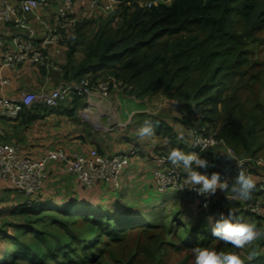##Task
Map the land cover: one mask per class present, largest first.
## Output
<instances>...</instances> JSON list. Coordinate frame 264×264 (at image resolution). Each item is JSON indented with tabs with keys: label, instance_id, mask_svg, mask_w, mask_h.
<instances>
[{
	"label": "trees",
	"instance_id": "16d2710c",
	"mask_svg": "<svg viewBox=\"0 0 264 264\" xmlns=\"http://www.w3.org/2000/svg\"><path fill=\"white\" fill-rule=\"evenodd\" d=\"M140 1L144 5H139ZM238 15L245 20L239 31L235 27V16ZM115 18L119 19L113 24ZM91 20H77L70 34L62 35L67 45L68 63L62 67L65 79L76 81L89 74L94 81L104 71L128 96L142 98L162 90L178 101L191 100L188 106L194 103L200 111L197 114L196 109H189L193 111L197 125L220 122V136L237 154L253 155L263 148L264 143L259 140L261 129L257 126L261 119L257 111L241 108L238 100L241 85L251 79L250 76H255L243 65L246 59L243 38L264 21V1L170 0L153 3V0H117L114 13L109 16L99 14L96 29L87 35L86 26ZM79 46L84 48L83 58L71 64ZM83 98V95L72 94L67 105L58 106L65 98L58 107L55 106L56 110L73 116L84 105ZM36 106L34 109L23 108L18 117L23 113L31 114V111L40 115L54 109L41 104ZM137 116L144 117V121L149 118L144 113ZM151 122L154 125V120ZM184 122L189 128L197 126L187 119ZM159 124L155 126L156 132L164 131ZM173 135L169 133L170 138ZM173 146L185 153L190 151L183 141L175 140ZM210 152L201 153L202 157ZM237 176L238 173L233 177ZM233 177L227 181L226 192L234 183ZM259 192L260 189L255 188L252 196ZM40 193L14 206L12 215L22 220L15 225L17 233L8 234L0 228V235L12 242V246L2 252L0 264H14L18 259H25L30 264H102L104 245L119 242L132 232L145 233L150 238L153 264H159L160 256L164 255L162 243L172 244L168 236L174 232L180 242L173 243L176 247H207L216 238L212 235L213 223L206 217L218 206L217 202L210 203L208 210L202 209L187 223L179 220L178 212L165 223L159 217V209L132 212L114 203L110 206L38 204ZM47 209L55 211V215L50 214V220L43 214ZM26 235L28 240L21 239L20 236ZM241 258L244 264H264L261 255ZM123 264L130 262L127 259Z\"/></svg>",
	"mask_w": 264,
	"mask_h": 264
},
{
	"label": "rangeland",
	"instance_id": "374dc122",
	"mask_svg": "<svg viewBox=\"0 0 264 264\" xmlns=\"http://www.w3.org/2000/svg\"><path fill=\"white\" fill-rule=\"evenodd\" d=\"M156 1L168 2L170 0ZM138 3L139 5H144V2L142 1ZM83 9H85V5L77 8L76 12L78 13L75 14V17H79ZM114 11L115 8L113 11L104 15L109 16L113 14ZM28 16L33 17L32 14H29ZM72 16H70L69 18H71ZM69 18L64 21L65 23L63 30L61 31V29H59L61 37L63 33L70 34V32L73 30L74 24L70 23ZM235 18L236 29L238 31L242 30V28L244 27V18L241 15L235 16ZM81 19L82 18H79V20ZM83 19H92L91 22L86 26L85 30L86 34L89 35L91 31L96 29L99 15ZM115 19L116 20L113 22V24H115L119 18ZM45 21L53 26V20L49 21L45 19ZM243 41L244 42L242 43V47L245 51L246 56L243 65L246 68L248 66V71L255 76H250L251 79L241 85V88L239 90L240 100H238V102H241V108L247 109L248 112H252L253 110L257 111L261 119V124L257 126L261 129L259 131V140L264 143V21H261L259 26L256 27L255 30L251 32V34L246 35L243 38ZM77 49L78 50L76 51L75 55L81 60L84 55V48L83 46H79ZM60 57L66 58V56L64 57V52L62 56L59 55L57 57L58 61L53 60V62L59 63L63 67L64 64H61L62 61ZM240 69L241 71L243 70V68ZM82 77H87L92 83H96L106 81L109 77L112 76L109 73L101 71L94 81L90 79L89 74H85ZM112 90L121 92L118 87H115L114 89L108 90V92H106L105 94L101 93L100 91H96L89 96H84V98H97L102 101L103 106L98 107L99 105H97L95 108L87 106L86 108L82 109L81 112L83 116L88 112L92 113L91 115L93 120H91V123L94 126V129L92 130H94L93 132L95 134L107 136L110 128L119 123V121L120 123L126 120L128 121V119H122V117H119L118 120V113H120V110L124 111V108L120 109L119 105L115 106L114 100L110 103L109 101H107V98L112 97L114 94ZM123 94L124 93L122 92L120 93V95ZM127 97L133 99L134 101L131 102L135 104H142L141 109L145 110V112L143 113L145 115H148V121L154 120V127L158 125V123H160L159 125H161V129H164V131L162 130L160 132H156L155 130V134L152 137L145 138L144 140V142L146 143L150 142L154 145H157L158 150L156 151V154L164 151H166V153H169L173 148H175L173 146V142L175 140L178 142H185L189 138V135L194 127L189 128L184 122V119H187L188 122L189 120L193 123L197 122V120L193 118V114L191 113L193 111L189 110L190 108L196 109L194 103H192V105L190 103L191 106H188L187 104L188 101L191 100L178 101L167 96L165 93H163L162 90H158L155 93L146 95L142 98H136L134 95H127ZM196 110V113L199 114L200 111L198 109ZM236 111H238V107L236 108ZM134 119L135 121H137V123H139V126H141V124L144 122V117L142 118L135 115ZM211 125L213 130H215L216 132L219 142L218 145L213 148L212 152H210V155L204 158L209 161V164L211 166L207 170H197L201 171L202 173L206 171L208 175H211V173L213 172H218L220 174H229L230 172L239 173L240 170H243L247 175L252 176V178L256 181L255 188L260 189L261 191L258 195L252 196L251 199H258L260 201V206L262 207V209H264V189L261 188V184H264V163H262L264 162V146L253 155H239L234 151L232 145H229L226 139L220 136L219 132L221 129V123L217 122L215 125ZM122 129L124 130V132H128L129 125L124 126ZM137 129L138 128H136L134 131L130 130V134L137 136ZM169 133H174L172 138L169 137ZM227 155H231L235 159H232ZM236 159L242 161L241 169L240 167H236ZM182 171H184V173H187L185 169ZM237 173L235 175H237ZM231 176H234V174H232ZM235 179L236 178L233 177L234 181ZM184 180H187V175L184 176ZM231 192V188L229 189V192L217 189L215 194L210 196L209 204L217 202L218 206L214 210L209 212V215L213 213L215 214V217H218L221 213H223L225 216H227L229 210L231 209L236 216L242 217L244 221L254 223L257 227V238L254 239L250 244L246 245L243 249H237V253L242 257H253L254 255H261L264 258V219L256 215H251V213H245L244 209L242 208L245 201L237 199L236 195ZM45 193L52 195L48 198L49 200H43L40 197L36 201V203L44 204L46 202H49L50 204H58L60 202H64L61 197H59L61 200L59 198L53 197L59 193L58 189L53 190L52 188H49V191ZM25 199L27 198L24 195L18 193L13 188L0 181V228H3L8 234L17 233L15 225L22 222V220L12 215V210L14 206L17 205V203L25 201ZM154 208L160 210L161 213L159 217L161 219L163 218L165 220V223H169V220L171 221L172 214L175 212H178V218L180 221H184V223H187L191 221L195 216H197V213L203 209L202 207H200V203L196 198H188L183 194L179 195L178 192H175V194H171L169 196V200L163 203L161 207L159 206ZM154 208H152V210H155ZM144 209L149 210L148 207H145ZM204 210L206 211L208 209ZM53 213L55 215V211L51 212L49 209L45 210V212L43 211V214L47 220H50V214ZM152 219L154 218L152 217ZM174 225L175 224H172V226ZM51 231L54 232L55 230L53 231V229H51ZM20 237L21 239L25 240H28L29 238V236L27 235ZM178 237L179 236L177 235V232H174L170 236H168V239L173 243H180L178 242ZM173 243H162L164 255L162 257L160 256L161 260L159 264H194V255L192 249L195 247H176V245ZM100 245L103 246L102 244ZM10 246H12V242L9 241L5 236L0 235V258L2 257V252L5 250V248ZM151 246L152 241L150 240V238H147V235L145 233L141 234L132 232L126 235L119 242H110L108 246L104 245L105 251L103 253L102 264H123V262H125L127 259L129 260L130 264H153L154 258H151L150 255ZM207 247L214 248L218 251L223 250L226 252L235 250L232 247L226 246L224 242L216 238ZM14 264L30 263H28L25 259H18V261Z\"/></svg>",
	"mask_w": 264,
	"mask_h": 264
},
{
	"label": "crops",
	"instance_id": "0c3cea01",
	"mask_svg": "<svg viewBox=\"0 0 264 264\" xmlns=\"http://www.w3.org/2000/svg\"><path fill=\"white\" fill-rule=\"evenodd\" d=\"M12 1L18 3L20 0ZM87 2L88 0H76V6L82 7ZM56 6L57 1H53L48 5L40 6L38 12L44 20L51 21L54 18ZM28 23L35 35V40L40 41L43 37L42 25L31 16H28ZM63 28L64 25L57 28L58 41L47 44L46 50L49 63L18 65L16 68L11 69L1 66V43L13 47V37L22 31L10 22L0 21V78L8 80L7 83L0 82V97H16L26 90L39 94L52 89L54 86L75 81L65 79L62 65L53 62V60L58 61L57 57L59 55L62 56L63 52L64 57L66 56L67 45L59 33V29L62 30ZM60 59L62 61L61 64L66 65L68 63L66 58L60 57ZM79 61L80 59L74 54L71 64H76ZM112 91L114 92L113 98L109 97L107 101L110 103L114 100L115 106L119 105L120 109L124 108V111L120 110V113H118V120L119 117H122V119H128V121L126 120L122 123L119 121V123L110 128L107 136L93 132L92 113L88 112L84 116L81 113L82 109L87 106L92 108L97 105H99L98 107L103 106L102 101L97 98H83L84 105L80 106L73 116H67L65 113L56 110L58 106L64 107L67 105L69 100L67 98L62 104L60 103L53 110H48L44 114L39 115V113L31 111V114L23 113L14 120H1V128L4 134L0 136V140L11 143L22 154L34 159L40 158L44 153L55 148H63L69 155L83 154L91 148H96L98 152L104 155H114L131 149L134 150V153L122 169L118 187H112L110 184L102 182L98 183L92 190H86L77 181L73 173L62 169V166L58 163H48V177L40 193L41 199L49 200L48 198L52 195L45 192L52 188L59 191L53 197H61L64 201L58 204L73 205L75 203H84L110 206L114 203L121 206L124 210L133 212L145 207L149 209L161 207L163 203L169 200L171 194H175V191L170 188L163 190L158 189L155 185L153 170L159 167V164L154 159L157 155V145L150 142L146 143L144 142L145 138L140 139L138 136L130 134V130L134 131L140 127L134 118L135 115L145 112V110L141 109L142 104L131 102L134 100L125 94L120 95L121 92L117 90ZM38 104L40 103L28 108L34 109ZM126 125H129L128 132H124L122 129ZM192 152L194 151H189L188 153ZM197 154L203 158L201 153ZM236 173L230 172L229 174L222 173L220 175L223 181H228L233 177L231 175L234 174L235 176ZM184 175H187V173ZM245 213L250 214L249 212ZM209 217H213L215 220L219 219L220 216L215 217V214L212 213L211 215L208 214L206 218ZM207 221L209 222V219Z\"/></svg>",
	"mask_w": 264,
	"mask_h": 264
},
{
	"label": "built area",
	"instance_id": "2783aa9c",
	"mask_svg": "<svg viewBox=\"0 0 264 264\" xmlns=\"http://www.w3.org/2000/svg\"><path fill=\"white\" fill-rule=\"evenodd\" d=\"M57 1L53 26L46 22L38 9L42 5ZM117 0H88L81 15L75 17L76 0H0V21L10 22L22 32L13 37V47L1 43V66L16 68L18 65L47 64V44L58 41L57 28L64 25L69 18L74 23L79 18L93 17L107 14L114 10ZM153 3H157L153 0ZM149 4V3H148ZM39 21L43 29V37L35 40V35L28 23V15ZM6 78H0L1 83H7ZM117 87L115 79L109 77L106 81L92 83L87 77H81L72 83L55 86L52 89L35 93L22 91L16 97H0V136L3 133L1 120H14L23 108L36 103L55 107L72 94L89 96L96 91L106 93ZM218 137L209 122L198 124L191 131L189 138L184 142L187 149L196 153H207L218 145ZM229 149V148H228ZM231 150V149H230ZM233 152V151H232ZM134 153L131 149L114 155H104L96 148L78 155H69L63 148H55L44 153L40 158H31L9 142L0 140V181L24 195L28 200L39 194L48 176V163L55 162L62 169L73 173L77 181L86 190H92L98 183H107L112 187L119 186L121 172L130 156ZM167 153H159L155 161L159 167L153 170L155 185L158 189H167L183 194L188 198H196L200 207L208 209L211 195H200L193 185L186 184L183 175V166H173L167 160ZM236 159V167H239ZM242 164V161H239ZM198 187V186H197ZM264 189V184H261ZM258 199H250L243 203L245 212L264 219V209ZM207 203V207H205Z\"/></svg>",
	"mask_w": 264,
	"mask_h": 264
},
{
	"label": "clouds",
	"instance_id": "9594fccd",
	"mask_svg": "<svg viewBox=\"0 0 264 264\" xmlns=\"http://www.w3.org/2000/svg\"><path fill=\"white\" fill-rule=\"evenodd\" d=\"M154 134L155 127L151 121H144L137 129V136L140 139L150 138ZM227 156L235 159L231 155ZM167 160L173 166H183L187 171L185 183L196 186L192 188H195L200 195H213L217 189L227 191L229 188L227 181L221 179L220 173L213 172L208 175L206 171L202 173L197 170H207L211 165L209 161L201 158L195 152L185 153L179 148H173L169 152ZM238 164L241 169V162L238 161ZM255 187L256 181L252 176L240 170L232 184L231 191L237 199L246 202L252 198ZM204 206L207 207V203ZM213 220V217H209L210 223H213ZM212 235L225 244L231 245L234 249H243L257 238V227L254 223L246 222L242 217L236 216L230 209L227 216L221 213L219 219L214 220ZM192 252L194 264H244L241 256L235 251H218L214 248L197 246L192 249Z\"/></svg>",
	"mask_w": 264,
	"mask_h": 264
}]
</instances>
